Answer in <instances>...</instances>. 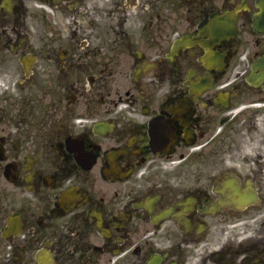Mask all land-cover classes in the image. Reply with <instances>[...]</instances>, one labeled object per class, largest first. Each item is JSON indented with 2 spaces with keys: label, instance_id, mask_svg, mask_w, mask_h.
<instances>
[{
  "label": "flooded vegetation",
  "instance_id": "obj_1",
  "mask_svg": "<svg viewBox=\"0 0 264 264\" xmlns=\"http://www.w3.org/2000/svg\"><path fill=\"white\" fill-rule=\"evenodd\" d=\"M0 264H264V0H0Z\"/></svg>",
  "mask_w": 264,
  "mask_h": 264
}]
</instances>
